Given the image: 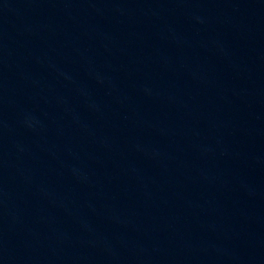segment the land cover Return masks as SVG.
Masks as SVG:
<instances>
[{"label":"water","instance_id":"water-1","mask_svg":"<svg viewBox=\"0 0 264 264\" xmlns=\"http://www.w3.org/2000/svg\"><path fill=\"white\" fill-rule=\"evenodd\" d=\"M0 264H264V0H0Z\"/></svg>","mask_w":264,"mask_h":264}]
</instances>
